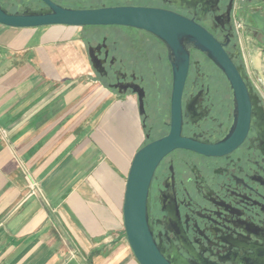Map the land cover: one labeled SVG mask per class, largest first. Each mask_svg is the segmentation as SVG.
Instances as JSON below:
<instances>
[{
    "label": "crops",
    "instance_id": "1",
    "mask_svg": "<svg viewBox=\"0 0 264 264\" xmlns=\"http://www.w3.org/2000/svg\"><path fill=\"white\" fill-rule=\"evenodd\" d=\"M88 35L0 25V264H139L123 207L144 131Z\"/></svg>",
    "mask_w": 264,
    "mask_h": 264
},
{
    "label": "flooded vegetation",
    "instance_id": "2",
    "mask_svg": "<svg viewBox=\"0 0 264 264\" xmlns=\"http://www.w3.org/2000/svg\"><path fill=\"white\" fill-rule=\"evenodd\" d=\"M52 1L72 8L158 9L194 21L223 45L254 92L246 71L243 38L258 35L257 49L264 55L263 12H250L254 7L260 9L264 0ZM43 5L38 10L47 9ZM252 14L257 19L248 21L246 17ZM111 28L116 30L87 36L88 57L92 54L101 61L96 59L99 73H95L111 91L135 96L139 115L142 100L144 144L162 139L171 129L170 52L144 31ZM91 47L96 50L91 52ZM188 49L182 134L222 150L208 155L179 149L161 161L151 186L154 235L165 253L188 264H264V100L248 97L250 110L242 123L225 74L205 53Z\"/></svg>",
    "mask_w": 264,
    "mask_h": 264
},
{
    "label": "water",
    "instance_id": "3",
    "mask_svg": "<svg viewBox=\"0 0 264 264\" xmlns=\"http://www.w3.org/2000/svg\"><path fill=\"white\" fill-rule=\"evenodd\" d=\"M47 9L25 7L11 13L0 0V25L12 28L67 27H129L144 31L162 42L170 52L173 66L172 115L170 132L162 139L145 143L135 154L130 166L123 207L124 227L129 246L139 264H188L164 252L154 235L150 214L151 186L161 161L172 152L185 149L201 154L218 155L221 148L207 146L183 136L181 97L189 68V47L205 53L227 77L233 97L239 104L240 120L250 110L248 97H258L219 43L207 30L180 15L142 7L72 8L41 0ZM96 50L91 47L90 51ZM92 68L99 73L97 56L90 54ZM122 95H125L122 94ZM133 95H139L133 91ZM143 113V102L140 99Z\"/></svg>",
    "mask_w": 264,
    "mask_h": 264
},
{
    "label": "rangeland",
    "instance_id": "4",
    "mask_svg": "<svg viewBox=\"0 0 264 264\" xmlns=\"http://www.w3.org/2000/svg\"><path fill=\"white\" fill-rule=\"evenodd\" d=\"M7 11L11 13L17 12L19 9L28 7L32 10H38L44 8L43 3L40 0H1ZM61 2H67L71 0H59ZM262 11L261 14L264 17V5L260 9L254 7L250 12ZM248 21H255L257 16L255 14L246 17ZM87 33L90 34L99 31L104 34L111 33L116 28L111 27H86ZM252 35V36H251ZM247 38H243L244 53L247 59L246 71L250 77L255 94L258 97H262L264 100V55L257 49L258 43L261 40L258 35L251 34ZM254 38V39H253ZM253 40H255L253 42ZM261 42V41H260ZM263 42V41H262ZM264 44V43H263Z\"/></svg>",
    "mask_w": 264,
    "mask_h": 264
},
{
    "label": "trees",
    "instance_id": "5",
    "mask_svg": "<svg viewBox=\"0 0 264 264\" xmlns=\"http://www.w3.org/2000/svg\"><path fill=\"white\" fill-rule=\"evenodd\" d=\"M4 5V4H3ZM5 7V6H4Z\"/></svg>",
    "mask_w": 264,
    "mask_h": 264
}]
</instances>
